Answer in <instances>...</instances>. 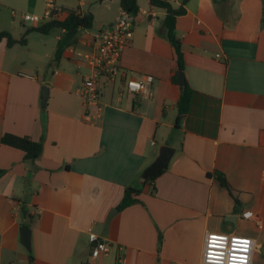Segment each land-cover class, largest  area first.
Listing matches in <instances>:
<instances>
[{"label":"crops","instance_id":"0c3cea01","mask_svg":"<svg viewBox=\"0 0 264 264\" xmlns=\"http://www.w3.org/2000/svg\"><path fill=\"white\" fill-rule=\"evenodd\" d=\"M18 1L47 9L48 0ZM167 1L178 8L182 0ZM55 3L59 20L79 7L78 0ZM137 4L121 66L128 75L153 76L152 94L108 91L94 123L77 93L90 70L73 51H89L94 34L117 18L81 32L50 68L41 59L53 60L56 47L35 52L30 66L21 45L0 43V264H29V257L33 264H117L120 254L125 264H202L212 232L228 234L237 248L251 246V264H264V0L188 2L176 37L193 93L179 127L178 56L166 38V12L150 0ZM0 7V31L16 40L39 25L27 27L14 10L7 21V2ZM33 34L40 35L27 37ZM5 133L40 142V157L25 161L23 151L2 144ZM164 145L175 149L168 168L144 184L141 174ZM214 171L225 174L237 203L208 176ZM128 187L141 189L139 203L118 212ZM21 227L31 230V253ZM91 233L108 243L107 255L92 258Z\"/></svg>","mask_w":264,"mask_h":264},{"label":"built area","instance_id":"2783aa9c","mask_svg":"<svg viewBox=\"0 0 264 264\" xmlns=\"http://www.w3.org/2000/svg\"><path fill=\"white\" fill-rule=\"evenodd\" d=\"M85 1L88 0H78L79 7L70 12L82 16L81 7ZM61 11L55 0H48L43 17L21 14V18L26 22L40 24L55 19ZM12 14L17 15L15 11H12ZM134 17L122 12L113 26L94 34L93 45L89 51H73L75 59L84 63L90 70V74L83 77L77 91L85 106V120L90 123L100 118L104 106L103 98L108 91L115 92L118 96L150 97L152 94L153 76L128 75L121 66L123 51L133 39ZM152 145H155V142H152ZM213 237L218 239L213 241ZM88 240L92 247V258L108 254V243L100 240L96 234L91 233ZM251 259V246L246 249L237 248L233 246L232 238L225 233L207 234L202 264H251ZM117 264H125L124 254L118 256Z\"/></svg>","mask_w":264,"mask_h":264},{"label":"trees","instance_id":"16d2710c","mask_svg":"<svg viewBox=\"0 0 264 264\" xmlns=\"http://www.w3.org/2000/svg\"><path fill=\"white\" fill-rule=\"evenodd\" d=\"M190 0H182L178 8H174L172 4L167 0H150L151 4L155 7L162 8L166 12L164 19V28L166 32V38L175 48L178 56V71L183 70V53L180 47L179 40L176 37V22L177 19L186 14V5ZM214 3L223 2L227 0H213ZM119 5L123 13L131 14L136 16L139 11L137 0H119ZM94 25V16L92 13H86L82 16L76 15L73 12H67L65 19H52L46 22L40 23L37 27L29 28L26 30L24 35L16 40L13 38L11 33L8 31H0V43L6 41V44L9 48L19 44L21 46L26 45L25 37L31 33L35 32L41 35H48L54 29H60L63 31L61 38L58 40L56 45V51L52 64H58L62 59L63 53L67 48L76 46L78 44V38L84 30H90ZM173 83L178 85L177 75H174L172 79ZM192 89L185 85L183 90H181L180 98L177 102L176 109L178 116L176 118V126H180L183 117L188 113L191 100H192ZM2 144L21 150L24 152V160L34 163L42 153V144L40 142L34 141L29 137H21L10 133H5L1 137ZM3 174V171L0 170V176ZM209 177L215 178L220 185L225 188L229 194L234 198L237 203L236 198L233 195V188L229 184L225 174L214 171L211 174H208ZM150 178L149 180L144 181V184L153 183L156 178ZM155 190V188H154ZM153 190V191H154ZM141 194V189L128 187L125 189L124 197L121 203L118 205L116 210L118 212L123 211L124 209L139 203L138 196ZM162 245V236L159 235L158 248Z\"/></svg>","mask_w":264,"mask_h":264},{"label":"rangeland","instance_id":"374dc122","mask_svg":"<svg viewBox=\"0 0 264 264\" xmlns=\"http://www.w3.org/2000/svg\"><path fill=\"white\" fill-rule=\"evenodd\" d=\"M7 2V8H3L6 14V20L9 21L10 18V13L12 10H14L17 15L19 16L20 13L22 14H29V15H37L39 17H43L44 15V10L42 7L37 6L35 11H32L29 9V7L25 3H20L18 0H0V2ZM62 2H66L70 5H75L77 4V0H60ZM1 10V7H0ZM82 10H84L86 13H92L94 15V25L93 28L90 29L91 32H94L97 30L99 27L104 28V26L108 25L110 22L114 21L116 18H119V0H89L88 2L86 1L82 7ZM5 14L2 16L4 17ZM116 19V20H117ZM108 22V23H107ZM32 23L27 22L26 26L30 27ZM61 34L60 29H54L52 30L48 35H31L29 37H25V40L29 43L28 46H22L21 48V53L23 55H28L29 61H30V66H34L35 62H31V58L35 52L38 53H44L46 51L55 50L56 47V37ZM42 39V41H41ZM28 49H30L28 51ZM43 60V61H42ZM43 62L44 68H50L52 64V60L50 59H41Z\"/></svg>","mask_w":264,"mask_h":264},{"label":"water","instance_id":"95a60500","mask_svg":"<svg viewBox=\"0 0 264 264\" xmlns=\"http://www.w3.org/2000/svg\"><path fill=\"white\" fill-rule=\"evenodd\" d=\"M177 75V81L180 90H183V88L186 85V79L184 76L183 70H179L176 72ZM49 96V90L47 87H43L41 91V106L44 108L47 104ZM175 154V149L164 145L159 149L158 156L156 159L143 171L141 174V179L143 181L149 180L150 178H154L156 176H159L164 170L168 168V165ZM117 211H112L109 219L112 218L113 215L116 214ZM233 218L235 217H229L228 221H233ZM20 242L21 244L26 248V250L31 253L32 247H31V230L28 227H21L20 228ZM29 264H33L32 257H29Z\"/></svg>","mask_w":264,"mask_h":264},{"label":"snow or ice","instance_id":"6c2138e0","mask_svg":"<svg viewBox=\"0 0 264 264\" xmlns=\"http://www.w3.org/2000/svg\"><path fill=\"white\" fill-rule=\"evenodd\" d=\"M212 239H213V241H215V240L218 239V238L213 237ZM220 239H222V238H220ZM234 243H235V241H234ZM243 243H244V244H247L248 242H247V241H244Z\"/></svg>","mask_w":264,"mask_h":264}]
</instances>
